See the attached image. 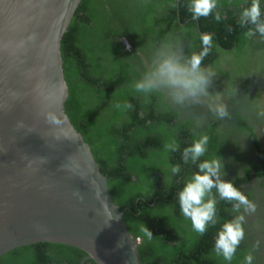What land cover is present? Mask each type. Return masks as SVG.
<instances>
[{
    "label": "trees",
    "instance_id": "1",
    "mask_svg": "<svg viewBox=\"0 0 264 264\" xmlns=\"http://www.w3.org/2000/svg\"><path fill=\"white\" fill-rule=\"evenodd\" d=\"M249 2L218 0L222 19L217 22L212 15L193 20L189 0H178V5L177 0H81L62 37L68 86L65 113L89 144L129 233L139 239L141 264H228L215 253L214 241L222 223L235 215L232 203L217 195L218 222L200 235L177 200L184 181L196 171L195 165L181 159V151L196 133L210 137L202 159L220 157L222 179L232 181L249 199L251 184L257 179L264 183V152L249 120L256 116L253 106L260 98L256 84L264 74V38H245L247 29L238 23L240 4L246 3L245 7ZM201 33H211L214 41L204 61L217 72L209 91L223 92L230 85L237 89L235 98L228 100L229 121L216 120L200 105L179 114L163 106L159 97L145 98L131 87L157 45L180 41L185 51L199 50ZM123 37L131 43L130 50L120 42ZM200 119L204 124L197 128ZM243 137L250 139L260 163L247 167L241 157H228ZM172 140L179 143L180 151H165ZM240 163L243 174L236 169ZM171 165H179L181 172L173 175ZM248 228L246 221L245 231ZM256 234L249 229V239ZM246 254L248 248L241 242L231 264H244ZM85 256L73 246L38 242L5 253L0 264H96ZM255 260L253 264H261Z\"/></svg>",
    "mask_w": 264,
    "mask_h": 264
},
{
    "label": "water",
    "instance_id": "2",
    "mask_svg": "<svg viewBox=\"0 0 264 264\" xmlns=\"http://www.w3.org/2000/svg\"><path fill=\"white\" fill-rule=\"evenodd\" d=\"M80 2L0 0V256L46 242L96 264H141L139 239L65 113L60 47Z\"/></svg>",
    "mask_w": 264,
    "mask_h": 264
},
{
    "label": "clouds",
    "instance_id": "3",
    "mask_svg": "<svg viewBox=\"0 0 264 264\" xmlns=\"http://www.w3.org/2000/svg\"><path fill=\"white\" fill-rule=\"evenodd\" d=\"M264 0H250L239 13L238 23L246 28L245 38L251 40L256 36L264 38ZM189 11L193 20L212 15L219 22L221 13L217 11L218 0H189ZM199 50L188 48L185 51L180 41H164L157 45L149 61L143 67L131 87L145 98L157 96L166 108L179 114L192 106L206 108L216 120L231 118L228 100L235 98L237 89L230 85L223 92H210L209 87L217 77L212 65L205 64L206 57L214 47L211 33H201ZM126 107H131L126 104ZM120 107V105H117ZM257 118H264V97L254 104ZM55 120L54 117H52ZM204 120L196 122L200 128ZM210 137L205 132L194 135L191 143L181 151L185 164L195 165L196 171L186 179L177 193L179 208L184 217L191 220L195 232L203 235L210 225H216L217 199L232 203L233 218L222 223L214 241V251L231 264L241 241L245 237L244 224L246 215L256 211V204L247 194L237 188L232 181L222 179L223 163L220 157L204 158L208 153ZM166 152L180 151L175 140L165 144ZM173 175L179 174V165H171ZM215 190V194H213ZM145 235L151 239L152 233L147 228ZM259 242H257V246ZM254 256L249 252L244 256V264H253Z\"/></svg>",
    "mask_w": 264,
    "mask_h": 264
},
{
    "label": "flooded vegetation",
    "instance_id": "4",
    "mask_svg": "<svg viewBox=\"0 0 264 264\" xmlns=\"http://www.w3.org/2000/svg\"><path fill=\"white\" fill-rule=\"evenodd\" d=\"M244 4H240V7L243 8ZM177 5H178V0H177ZM179 19V18H178ZM120 42L124 45V49L130 50L132 48L131 43L129 40L126 38H120ZM257 85V87H256ZM255 86L251 87V90L253 89H258L260 92V98L264 97V74L262 75V78L259 83H257ZM253 125L254 129L258 134V137L260 139V143L264 152V118H257L256 116L251 117L249 119ZM259 132V133H258ZM254 150V149H253ZM250 154V153H249ZM249 154L247 153V159L250 160ZM254 157L251 155L252 159L248 162L245 163L247 167L250 166L251 163H260L259 157L255 150L253 151ZM256 159V160H255ZM255 160V161H254ZM245 170L242 169L241 174H243V171ZM252 173H254V170H252ZM255 178L254 176L252 179ZM252 198L250 199L256 204V211L252 213L248 218L251 216L255 215V223L253 226H249V228L245 231V237L243 241L244 246L248 248V253L252 252L254 256V260L257 262H260L261 264H264V183H261L259 179L255 180L252 184ZM247 218V219H248ZM245 226V224H244ZM255 231L257 234L256 236H253L252 239H249V229ZM257 242H259V245L257 246ZM86 257V256H85ZM84 257V260L87 258ZM85 264H92L91 262H87Z\"/></svg>",
    "mask_w": 264,
    "mask_h": 264
},
{
    "label": "rangeland",
    "instance_id": "5",
    "mask_svg": "<svg viewBox=\"0 0 264 264\" xmlns=\"http://www.w3.org/2000/svg\"><path fill=\"white\" fill-rule=\"evenodd\" d=\"M230 119H228V121H229ZM259 133V132H258ZM239 148H237V150H235L234 152L235 153H233V154H229L228 155V157H231L232 155H236L235 156V158H237L238 159V157H241V160L242 161H240V162H242V163H248L251 159H252V157H251V155L254 157V154H253V145H251V143H250V139L248 138V137H243V138H241V139H239V146H238ZM236 148V147H235ZM247 153L249 154V157L248 158H250V160L249 159H247ZM255 158V157H254ZM239 160V159H238ZM256 160V159H255ZM254 160V161H255ZM246 165V164H245ZM243 167H244V165L243 164H239V165H237V167H236V169H237V172L238 173H240L241 174V171H242V169H243ZM257 208V207H256ZM252 214V213H251ZM255 216H256V214L255 215H253V216H251V220L249 221V219L247 220V217H248V214L246 215V221H247V223H248V225L250 226H253L254 225V223H255ZM246 223V222H245Z\"/></svg>",
    "mask_w": 264,
    "mask_h": 264
}]
</instances>
